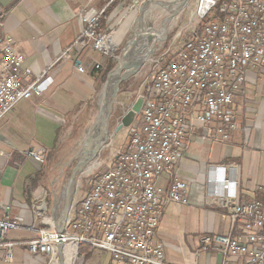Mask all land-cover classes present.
Returning <instances> with one entry per match:
<instances>
[{"label":"built area","instance_id":"built-area-1","mask_svg":"<svg viewBox=\"0 0 264 264\" xmlns=\"http://www.w3.org/2000/svg\"><path fill=\"white\" fill-rule=\"evenodd\" d=\"M98 16L87 19L86 13L83 19L92 28ZM201 17L205 22L200 32L184 49L169 59L162 55L151 60V89L140 95L143 110L102 172L91 168L90 190L80 194L77 186L70 204L62 207L60 198L51 211L45 203L34 204L30 224L25 212L16 220H0V251L8 248L7 262L13 259L14 244L4 237L26 229L34 234L25 243L29 254L36 261L47 258V264H86L84 248L108 252L112 264H170L157 232L165 203L188 204L187 184L177 168L196 131L207 130L224 142L233 139L239 130L235 98L248 71L264 69V0H215ZM91 28L87 34L93 48L110 56L105 39L113 34L96 35ZM25 62L13 36L0 39V121L19 103L42 98L52 85L48 71L34 77ZM78 71L84 73V68ZM27 156L44 166L48 152L38 148ZM238 173L237 166L212 168L214 200L232 227L227 234H207L201 244L217 252L221 264H264V187L245 200ZM163 175L172 176L166 190L158 186Z\"/></svg>","mask_w":264,"mask_h":264},{"label":"crops","instance_id":"crops-1","mask_svg":"<svg viewBox=\"0 0 264 264\" xmlns=\"http://www.w3.org/2000/svg\"><path fill=\"white\" fill-rule=\"evenodd\" d=\"M112 2L0 0V39L13 36L24 50L25 65L33 70L34 77L48 71L52 79L42 98L19 103L0 121V220L5 217L16 220L25 212L30 224L35 217L31 211L34 204L45 203L48 211L52 210L57 199L51 181L53 170L47 172L45 164L40 166L28 158L27 152L38 148L54 150L51 143H55L57 128L63 127L64 133L67 132L97 98L112 61L93 48L87 34L91 25L83 16L86 13L87 19L97 13L100 16ZM114 11L106 31L112 28L117 15ZM131 25L127 21L115 32L112 42L115 47L127 38ZM100 64L102 68L96 71ZM79 66L84 73L78 71ZM247 74L246 84L235 98L239 130L233 139L224 142L213 139L207 130L196 131L177 168L176 174L187 184L188 204L165 203L157 232L159 240L166 244L170 264H221V256L201 244L207 234H227L232 227L229 215L214 200L217 187L211 182L212 168L237 166L239 190L247 201L255 196L257 187H264V69L250 70ZM60 135L61 147L64 137L63 133ZM48 137L51 142H45ZM171 178L161 176L158 186L168 189ZM33 236L26 229L8 232L4 241L14 244L13 259L5 260L8 251L5 247L0 251V264H47V258L36 261L29 254L25 243ZM86 264H112V258L110 254L107 257L92 251L90 257L86 255Z\"/></svg>","mask_w":264,"mask_h":264},{"label":"rangeland","instance_id":"rangeland-1","mask_svg":"<svg viewBox=\"0 0 264 264\" xmlns=\"http://www.w3.org/2000/svg\"><path fill=\"white\" fill-rule=\"evenodd\" d=\"M201 3L200 0H187L184 6V0L121 1L120 7L114 11V14L116 15L117 13V15L113 18L112 28L105 33L108 36L113 34L127 21L132 22V25L128 31L127 38L123 42L118 43L116 47L114 45V51L110 53V56H106L112 61L111 68L105 76L106 81L100 85L99 93L95 101L89 107L85 108L80 117L77 116L79 118L74 120V123L69 126L70 128L67 132L64 133L65 129L63 127L57 128L56 138L54 137L55 143H51L54 150H51L52 153L47 151L46 171L53 170L54 177L51 180L47 176L46 180L48 182L51 180L54 184L53 193L56 196L55 199L57 198L54 206L60 198L62 207L68 202L67 187L70 179L77 165L83 161V155L87 154V149L94 144V140L97 142L104 139L102 146L96 150L95 155L88 162L87 167L77 175L72 188V198L79 185L80 194H85L90 190L92 187L91 183H93V177H88L91 168L96 166L94 172H102L106 165L110 163L117 149L122 147L127 141L128 129H123L120 132H116V129L121 123L120 118L130 111L134 103L141 97L140 95L150 92L153 78L151 76V60L162 55H168L169 57L167 56V59H169L173 52L184 49L186 47L185 45L200 32L205 22L200 17ZM143 28L149 31L146 42L143 46L140 45L137 47L139 49L138 52L132 50L133 54H129L127 58L126 53L129 50L130 44L141 34ZM125 58L128 62L131 58L132 65L129 70H122L123 75H121L124 78L120 81L115 98L111 102V106H109V116L106 118L108 130L107 134L104 135L103 131L99 128L96 131L93 127L99 123L98 117L101 113V98L109 76L115 73ZM62 133L64 138L60 147L59 139ZM45 142H51L50 138ZM96 145H98V142ZM89 151L91 153L87 157L91 156L94 152L93 150ZM55 155H58L57 158L55 157L56 159L54 158ZM48 182L45 184L49 186L51 182ZM93 251L100 255L109 256V253L106 251Z\"/></svg>","mask_w":264,"mask_h":264},{"label":"bare ground","instance_id":"bare-ground-1","mask_svg":"<svg viewBox=\"0 0 264 264\" xmlns=\"http://www.w3.org/2000/svg\"><path fill=\"white\" fill-rule=\"evenodd\" d=\"M185 1V4L184 6L186 5V2L187 0H184ZM202 3H201V8H200V17H201V14L202 13H205L207 10H209L213 4L215 3V0H200ZM149 31L148 30H144V28L142 29V32L141 34H137V38H135V40L130 44L129 46V50L127 51L126 53V57L129 56V54L132 53V50H136V52H138L139 49H137L138 46H143V44L146 42L148 36H149ZM114 35L112 36H109L105 39V45L106 47L110 48V51L113 52L114 51V44L111 43L114 42V36H115V32L113 33ZM116 49V48H115ZM133 54V53H132ZM136 57V56H135ZM128 58V57H127ZM127 59L125 58L122 62H121V65L119 66V68L115 71V73H113L110 78L109 76V80L104 88V93L102 95V98H101V113H100V116L98 117V121L99 123H97L93 129L94 130H98V128L103 131L104 135L107 134V130H108V122H107V117L109 116V106H111V102L113 101V99L115 98V95L117 93V90H118V86H119V83L120 81L124 78V76H122V70L124 69H130L131 67V61L132 59L130 58V61H126ZM147 60V59H146ZM122 74V75H121ZM97 121V122H98ZM107 137V136H106ZM104 139H101L98 142V145H96V140H94V144L91 145L88 149H87V154L83 155V161H86L88 159L87 155H89L91 152L89 150H93V154L96 152V150L98 148H100L102 146V143H103ZM100 142V143H99ZM92 154V155H93ZM87 157V158H86Z\"/></svg>","mask_w":264,"mask_h":264},{"label":"water","instance_id":"water-1","mask_svg":"<svg viewBox=\"0 0 264 264\" xmlns=\"http://www.w3.org/2000/svg\"><path fill=\"white\" fill-rule=\"evenodd\" d=\"M145 98L143 96L139 97L138 100L134 103L133 107L130 109V111L121 119V123L119 124L118 128L116 129V132H120L123 129H130L131 126L136 122L137 117L141 114L143 110V104H144ZM96 153V152H95ZM95 153L88 157V159L84 162H80L77 165V168L74 170L73 176L70 179V182L67 187V196H68V203H71L72 200V188L75 183V179L77 175L83 171L86 167L88 162H90L95 155ZM1 237V234H0Z\"/></svg>","mask_w":264,"mask_h":264},{"label":"trees","instance_id":"trees-1","mask_svg":"<svg viewBox=\"0 0 264 264\" xmlns=\"http://www.w3.org/2000/svg\"><path fill=\"white\" fill-rule=\"evenodd\" d=\"M122 0H113L111 5H109L106 9V11L98 18L99 21L91 28L90 32L94 33L96 35H99V33H105L107 30V22L109 21V16L113 13V11L121 5ZM107 75V74H106ZM93 250L90 248H84L82 249V252L87 255V257L91 256V252Z\"/></svg>","mask_w":264,"mask_h":264}]
</instances>
